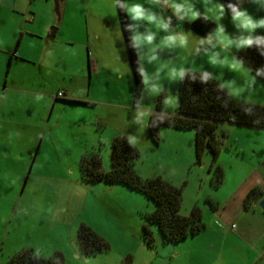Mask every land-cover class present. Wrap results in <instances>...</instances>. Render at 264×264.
I'll list each match as a JSON object with an SVG mask.
<instances>
[{
  "label": "rangeland",
  "instance_id": "rangeland-1",
  "mask_svg": "<svg viewBox=\"0 0 264 264\" xmlns=\"http://www.w3.org/2000/svg\"><path fill=\"white\" fill-rule=\"evenodd\" d=\"M195 2L197 7L202 8L203 0ZM245 7L256 16L264 15V8H260L252 0ZM162 10L165 14L172 15L166 6H162ZM222 22L227 31L238 34L227 11ZM187 26L185 20L179 21L172 16L173 31L182 28L192 32L188 47L192 49L194 62L215 73L223 72L224 78L235 77L243 82L238 72L209 64L204 49H211V45L199 44L200 52L196 53V41L205 34L192 25L189 29ZM141 27L143 30V25ZM256 32L264 33V28H258ZM161 34L163 30L158 32L155 38L157 42ZM237 50L233 46L228 54L235 55ZM183 51L179 47L157 49L162 59L173 60L183 56ZM71 57L72 63L67 66L68 80L75 82L74 91H79L85 77L87 90L82 88L81 91L86 99L95 102V107H77L75 110L81 112L80 116L65 114L61 124L51 122L49 126L60 129L61 133L52 137L54 140L46 137L36 160L32 158L25 165L14 161L13 165L4 162L0 164V264H8L10 258L23 249L35 251L37 246L41 248V256L45 258L61 252L66 264H264V235L259 236L260 229L252 220L253 213L249 212L247 216L250 219L241 222H253V230L238 242L233 238L224 239L226 234L223 232L227 224L205 204L207 198L227 197L242 181L246 172L238 174L229 164H225L229 158L234 160L231 152L223 150L219 155L217 163L223 170L226 169L227 180L218 185L215 167L212 166L213 155L208 151L199 162L195 140L194 162L184 170L178 163L185 156L173 158V161L164 159V153H168L167 149L173 144V140L163 138L161 134L159 144H155L149 135V119L159 106L166 113L177 111L179 80L163 81L167 91L176 95L178 101L175 109L165 108L163 98L166 92L150 96L144 86L138 94L131 64L120 63L119 56H116L117 67L104 65L99 72L90 69L88 48L83 53L82 63H78L74 56ZM144 64L148 70L154 67L147 61ZM91 82L92 90L89 93ZM256 95L264 99V85L258 80ZM141 106L148 113L142 130L140 122L134 119ZM229 126L221 123L220 130L226 131L225 128L228 129ZM245 130L250 132L245 144L247 156L261 157L264 153V134L261 131ZM193 132L196 136V132ZM129 134L138 136L135 145L140 150V157L135 161L137 172L142 173L144 176L138 172L143 178H152L159 176L164 168L169 170V175L176 177L182 188L180 212L189 215L194 206L202 209L203 221L207 225L202 233L181 243H164L158 226L151 224L155 244L150 246L145 239L143 225L147 222L146 215L155 210V202L144 192L133 190L123 183H91L83 179L80 160H75L80 148L82 157L99 154L103 168L109 170L112 166L113 139ZM32 141L26 134L17 140L12 139L15 153L22 155L24 143L31 144ZM39 141L40 138L33 155L37 152ZM225 143H228V139ZM59 149L65 150L66 154L63 155ZM48 152L54 154L53 157H48ZM82 224L91 226L103 236L109 242L110 249L86 255L78 241V230Z\"/></svg>",
  "mask_w": 264,
  "mask_h": 264
},
{
  "label": "crops",
  "instance_id": "crops-1",
  "mask_svg": "<svg viewBox=\"0 0 264 264\" xmlns=\"http://www.w3.org/2000/svg\"><path fill=\"white\" fill-rule=\"evenodd\" d=\"M242 3L245 7L249 0H242ZM111 8L112 0H62V15L59 22L54 0H0V164L4 162L13 165L14 161L25 165L32 158L36 160L46 137L49 136L54 140L52 137L61 133L60 129L49 126L51 122L61 124L65 114L80 116L81 112L75 110L78 109L77 107H95V102L89 101L82 94V88L87 90L85 77L79 91H74L75 82L68 80L67 66L72 63L71 56H74L78 63H82L83 53L88 48L89 66L93 72H99L104 65L117 67L116 56H119L120 63L129 65L118 7L116 13H113ZM262 15L258 14V16ZM129 20L130 23H134L130 18ZM193 21L185 20L188 29ZM144 48L145 46H141L140 52H143ZM246 48L238 49L235 55L239 57ZM256 80L264 85L259 78L256 77ZM92 84L93 82L90 84L89 93ZM223 123L231 127L225 128L226 131L221 129L226 134L221 152L227 150L234 157V160L229 158L225 164H229L238 174L244 171L246 173L227 197L207 198L205 204L227 224L224 227L223 233L226 234L224 239L233 238L238 242L244 240L246 234L253 230L251 224L253 222L246 221L241 224L243 220L250 219L247 216L249 212L253 213L252 220L257 223L260 229L259 236L262 237L264 210L257 203L264 197V153L261 157L247 156L245 144L248 142L246 138L249 137L250 132L245 129L261 131L260 133L264 134V128ZM193 131L162 128V137L173 140V144L167 149L168 153H164V159L173 161V158L185 156L178 164L180 168L188 169L194 162ZM25 134L33 141L31 144L24 143L22 155L18 156L12 139L17 140ZM39 138L37 152L33 155ZM226 139H228L227 144ZM59 150L63 155L66 154L65 150ZM49 152L47 156L53 157L54 154ZM206 152L208 153V150L204 154ZM81 159L80 148L75 160L81 161ZM243 163L249 167L244 166ZM168 172L169 170L164 168L159 176L180 186L178 179ZM226 180L227 171L224 169L222 183ZM256 186L261 188L262 195L247 207L245 199ZM233 224L236 226L233 227ZM206 226L205 224L203 231Z\"/></svg>",
  "mask_w": 264,
  "mask_h": 264
},
{
  "label": "trees",
  "instance_id": "trees-1",
  "mask_svg": "<svg viewBox=\"0 0 264 264\" xmlns=\"http://www.w3.org/2000/svg\"><path fill=\"white\" fill-rule=\"evenodd\" d=\"M226 3L227 0H224ZM118 7L121 26L128 50L132 73L137 86V93L144 87L138 72V52L133 48L130 33L126 29L130 23L127 13ZM227 11V10H226ZM230 16V13L227 12ZM192 26L202 34H207L215 27V21L203 17L196 18ZM239 58L255 74L256 67L264 65V54L259 47L252 45L241 52ZM186 74L178 82L179 106L176 113L163 112L161 107L153 113L148 122V131L152 141L159 144L161 130L171 127L180 130H194L196 157L201 162L206 150L213 155L212 166L215 167L216 182L221 184L224 170L217 163L224 145V134L220 124L228 122L236 125L264 128V105L256 104L250 107L251 112H245L242 102L230 98L226 90L220 89L218 81H202L199 74ZM264 83V75L257 76ZM140 157V150L131 144L126 136H117L112 141V166L109 170L103 168V161L99 154L83 156L80 170L84 180L95 183L105 181L109 183H123L133 190L144 192L151 198L156 208L146 215L147 222L143 225L145 239L148 245L155 244V235L151 224H156L163 237L164 243H178L190 236L199 234L205 228L202 209L194 206L189 215L180 212L183 193L182 188L166 181L161 176L143 178L135 168V161ZM262 195L259 186L254 187L247 195L245 204L248 207ZM78 241L81 250L86 255L96 254L110 249L109 242L97 233L91 226L82 224L78 230ZM8 264H66L64 255L56 252L52 257L37 256L32 249H24L13 255Z\"/></svg>",
  "mask_w": 264,
  "mask_h": 264
},
{
  "label": "clouds",
  "instance_id": "clouds-1",
  "mask_svg": "<svg viewBox=\"0 0 264 264\" xmlns=\"http://www.w3.org/2000/svg\"><path fill=\"white\" fill-rule=\"evenodd\" d=\"M253 3L264 8V0H253ZM117 5L134 21V23L126 24L125 28L132 29L130 39L133 48L138 52L137 70L142 83L150 96L162 91L166 92L163 98L165 108L175 109L178 101L176 95L167 91L163 81L181 80L186 74H193L192 78L195 79L196 73L202 81H218L217 86L226 90L230 98L242 102L241 107L245 112L250 113L251 108L244 105L253 106L264 103V99L256 95V77L264 75V65L256 67L253 74L252 70L245 66L242 58L228 54V50L233 46L240 49L252 45L258 46L260 52L264 54V33L256 32V29L264 28V15H254L243 6L242 0H227L226 3L224 0H203L202 8L196 6L195 0H112L113 13H116ZM162 6L170 9L172 15L165 14ZM226 10L230 13L231 21L238 30V34L226 30L222 22ZM173 15L179 21H191L201 17L215 21L214 29L200 36L196 41L195 52H200L199 44L211 45V49H204L209 64L221 68L227 67L238 72L243 82H239L235 77L224 78L223 72L215 73L195 63L191 55L192 49L188 47L192 32L182 28L173 31L171 28ZM141 24H143V30H141ZM160 30H163V34L157 42L155 38ZM141 46H145L143 52H140ZM161 47L169 49L179 47L184 50L183 56L180 55L178 60L162 59L157 52V49ZM221 52L224 54L221 55ZM145 61L154 65L152 70L146 69ZM147 115L142 106L136 111L134 119L140 122L141 130L147 122ZM127 139L131 144L136 145L138 136L129 134ZM35 254L41 255L39 246L36 247Z\"/></svg>",
  "mask_w": 264,
  "mask_h": 264
},
{
  "label": "water",
  "instance_id": "water-1",
  "mask_svg": "<svg viewBox=\"0 0 264 264\" xmlns=\"http://www.w3.org/2000/svg\"><path fill=\"white\" fill-rule=\"evenodd\" d=\"M55 2V8H56V13L58 15V21L60 22L61 20V3L62 0H54ZM258 206L262 208V210H264V197H262L259 201H258Z\"/></svg>",
  "mask_w": 264,
  "mask_h": 264
},
{
  "label": "built area",
  "instance_id": "built-area-1",
  "mask_svg": "<svg viewBox=\"0 0 264 264\" xmlns=\"http://www.w3.org/2000/svg\"><path fill=\"white\" fill-rule=\"evenodd\" d=\"M236 225L235 224H233V227H235Z\"/></svg>",
  "mask_w": 264,
  "mask_h": 264
}]
</instances>
